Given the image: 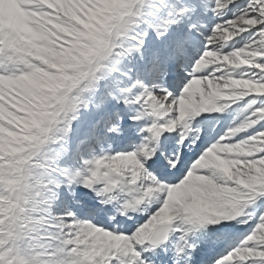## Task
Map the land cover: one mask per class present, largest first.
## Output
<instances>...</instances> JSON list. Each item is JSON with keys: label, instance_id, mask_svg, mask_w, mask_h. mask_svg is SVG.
Segmentation results:
<instances>
[{"label": "snow or ice", "instance_id": "obj_1", "mask_svg": "<svg viewBox=\"0 0 264 264\" xmlns=\"http://www.w3.org/2000/svg\"><path fill=\"white\" fill-rule=\"evenodd\" d=\"M0 264H264V0H0Z\"/></svg>", "mask_w": 264, "mask_h": 264}]
</instances>
